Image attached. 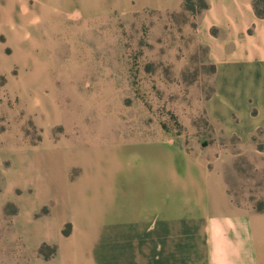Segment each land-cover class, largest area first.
I'll list each match as a JSON object with an SVG mask.
<instances>
[{
	"label": "rangeland",
	"instance_id": "rangeland-1",
	"mask_svg": "<svg viewBox=\"0 0 264 264\" xmlns=\"http://www.w3.org/2000/svg\"><path fill=\"white\" fill-rule=\"evenodd\" d=\"M245 16L232 0H0V264L184 262L158 213H204L208 181L264 216V60L231 61L260 47Z\"/></svg>",
	"mask_w": 264,
	"mask_h": 264
},
{
	"label": "crops",
	"instance_id": "crops-1",
	"mask_svg": "<svg viewBox=\"0 0 264 264\" xmlns=\"http://www.w3.org/2000/svg\"><path fill=\"white\" fill-rule=\"evenodd\" d=\"M235 11L245 12L242 26L238 36L245 37L244 30L250 23H257L255 39L260 40V47L249 52L248 58L231 56V61H255L264 60V20H255L252 14L250 0H232ZM250 13V15H249ZM248 14V15H247ZM209 193L207 207L202 209L204 213H180L183 220L166 219L170 216L159 214V221L163 223L164 230L158 236L160 243H165L167 252L175 253V245L188 243L190 245L187 251L185 261L168 257V261H158V264H264V216H249L247 214L237 213L229 207L226 200L221 196L210 194L211 185L207 182ZM218 193V192H217ZM198 198H195L196 200ZM196 203V202H195ZM203 203V202H197ZM221 205V206H220ZM200 211V210H199ZM163 217V218H162ZM180 221L182 223H180ZM174 222H177L176 224ZM173 226H185L192 230V233L186 236L188 240L182 238L181 241L174 240L171 235ZM168 229V233L166 232ZM180 237V236H177ZM173 245V249L170 247ZM185 254V253H184ZM178 256V255H177ZM182 257V256H181ZM176 261H175V260Z\"/></svg>",
	"mask_w": 264,
	"mask_h": 264
},
{
	"label": "bare ground",
	"instance_id": "bare-ground-1",
	"mask_svg": "<svg viewBox=\"0 0 264 264\" xmlns=\"http://www.w3.org/2000/svg\"><path fill=\"white\" fill-rule=\"evenodd\" d=\"M83 237V236H82Z\"/></svg>",
	"mask_w": 264,
	"mask_h": 264
}]
</instances>
